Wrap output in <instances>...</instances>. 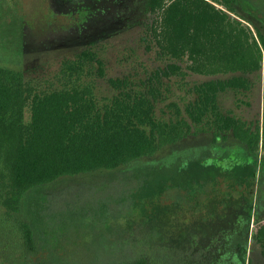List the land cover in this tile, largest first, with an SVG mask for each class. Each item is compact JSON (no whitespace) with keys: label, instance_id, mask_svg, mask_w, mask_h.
<instances>
[{"label":"trees","instance_id":"trees-1","mask_svg":"<svg viewBox=\"0 0 264 264\" xmlns=\"http://www.w3.org/2000/svg\"><path fill=\"white\" fill-rule=\"evenodd\" d=\"M213 1L233 11L235 0ZM114 18L126 29L139 25L147 49L155 45L167 62L137 85L129 77L110 79L116 93L107 103L82 82L87 63L103 71L89 49L62 60L64 84L53 90H33L21 71L0 65V255L11 264H71L50 250L48 230L38 227L39 192L60 178L114 170L168 149L143 166L176 169L191 177L189 183L168 179L156 196H145L138 210L151 236L148 246L109 264H254L251 241L264 264V129L219 104L225 92L250 89L247 76L262 68V37L257 42L247 28L236 30L229 15L206 0H123ZM189 73L207 79L191 85L183 107L171 102L158 114L166 82ZM205 132L210 144L180 145ZM172 187L182 191L183 202L164 200Z\"/></svg>","mask_w":264,"mask_h":264},{"label":"rangeland","instance_id":"rangeland-1","mask_svg":"<svg viewBox=\"0 0 264 264\" xmlns=\"http://www.w3.org/2000/svg\"><path fill=\"white\" fill-rule=\"evenodd\" d=\"M122 1L0 0V65L21 71L33 90H53L64 84L58 77L62 60L89 49L102 61L103 71L96 63H87L82 82L92 86L100 104L107 103L116 93L108 83L110 79L129 77L137 85L147 73L167 62L159 59L155 45L149 44L152 48L147 49L142 41L145 33L139 25L126 29L123 22L114 21L116 5ZM206 1L225 11L233 28L243 26L257 42L261 37L264 41V0H235L230 3L233 11L224 3ZM247 78L249 90L225 92L220 95L219 104L223 112L253 128L259 125L262 132L264 49L261 70ZM205 79L206 76L189 73L185 78L167 81L169 91L158 114L168 112L165 106L171 102L183 107L191 99V85ZM25 118H30L29 109ZM210 139L209 133H194L180 145L210 144ZM168 153L164 149L152 158L114 170L63 177L40 191L42 196L34 195L40 197L34 201V216L40 218L38 227L48 230L50 250L71 264L89 263L97 258L102 259L99 264H109L120 263L146 248L151 236L144 217L139 215L140 203L146 197L156 196L168 179L186 183L191 179L188 174L181 177L176 169L172 174L171 170L147 169L142 164L147 160L158 162ZM163 198L170 202L184 199L177 187L166 190ZM148 203H144L147 210ZM157 217L161 219V214ZM4 227L9 230L7 223ZM256 229L253 224L252 233ZM249 247V260L263 264L255 241ZM9 260L1 253L0 264H11Z\"/></svg>","mask_w":264,"mask_h":264}]
</instances>
